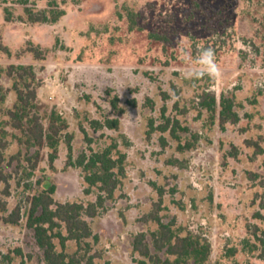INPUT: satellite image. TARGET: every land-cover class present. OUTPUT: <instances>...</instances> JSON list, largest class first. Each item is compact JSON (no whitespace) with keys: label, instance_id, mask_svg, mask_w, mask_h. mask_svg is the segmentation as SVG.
<instances>
[{"label":"rangeland","instance_id":"rangeland-1","mask_svg":"<svg viewBox=\"0 0 264 264\" xmlns=\"http://www.w3.org/2000/svg\"><path fill=\"white\" fill-rule=\"evenodd\" d=\"M116 6L137 14L136 29L114 14ZM65 10L56 23L31 24L20 5L0 2V68L32 66L39 108L33 113L45 130L51 112L68 125L57 135L50 166L52 149L29 145L6 115L16 92L13 80L1 75L0 144L6 146L0 151L9 180L8 195L0 185V217L18 207L20 219L17 225L0 220V264H44L27 226L30 198L52 183L56 202H94L98 190L85 193L77 162L113 143L115 158L117 150L125 154V177L104 209L85 217L93 237L79 245L68 241L69 254L93 256L95 264H151L133 250V241L144 233L158 253L152 241L158 225L149 216L155 213L175 232L206 239L207 264H259L247 243L254 241L248 226L264 229L255 217L264 215V0H83ZM206 47L215 50L220 77L185 79ZM205 88L218 98L234 96L239 123L220 127L218 111L198 106ZM107 119H118L119 130L104 127ZM246 140L259 143L263 153ZM186 143L193 149L179 151Z\"/></svg>","mask_w":264,"mask_h":264},{"label":"trees","instance_id":"trees-1","mask_svg":"<svg viewBox=\"0 0 264 264\" xmlns=\"http://www.w3.org/2000/svg\"><path fill=\"white\" fill-rule=\"evenodd\" d=\"M9 0H0L7 3ZM15 5L23 8L26 20L31 24L56 23L66 13L68 4L80 5L83 0H10ZM37 2H44V8H37ZM6 11L8 10L5 8ZM114 14L119 19H127L128 29L137 28V14L129 7L122 6L118 10L115 8ZM9 20V18H8ZM93 26L90 27V30ZM157 38L156 36H152ZM37 59H41V52L29 48ZM5 74L13 80V90L16 92V101L13 107L7 109L6 115L13 122L12 126L26 135V142L32 146H42L46 144L52 153L49 156V163L52 166L53 160L57 156V135L67 128V122L56 112H51L48 116V128L45 130L40 117L33 113V110H39L36 104L37 91L34 86L35 73L32 66L25 65H9L6 69L0 68V77ZM198 106L207 112L215 114L218 111V120L220 127L226 124L235 125L239 123L240 116L237 111V104L234 96H226L220 94L218 98L216 94L208 88L202 90L198 95ZM0 102H4V98H0ZM115 105V103H114ZM33 113V114H31ZM118 119H107L104 127L115 131L119 130ZM178 122L175 121L177 127ZM169 127V120L160 127L162 132H166ZM183 131H188L182 128ZM171 136L180 141L176 134L175 128L170 130ZM197 140V137L194 136ZM248 147H254L256 154L263 153V149L259 143L246 140ZM125 145H128L126 142ZM6 144H0V149H5ZM193 143H186L184 146L178 145L179 151L193 149ZM116 143L111 144L100 152H91L89 156L82 154L77 162L78 167L84 172V182L87 184L85 193H90L93 188H97L98 195L94 202L84 204L82 202H66L59 203L53 198L55 193V185L50 183L44 189L30 198V211L28 214L27 226L33 230L34 238L38 247L43 251L44 264H95L93 256H79L77 252L69 254L66 251V243L74 241L78 245L86 243V240L93 237L90 223L85 219L95 218L101 209H104L106 199L114 195L121 179L125 177V154L116 151L117 157L113 156L116 150ZM68 151L71 152L70 146ZM4 155L0 151V185L5 184L3 191L8 195L9 176L3 169ZM172 163L176 160H171ZM35 168V165L33 166ZM159 207V204H157ZM2 211H6L5 204H1ZM256 218L264 222V215L257 213ZM150 219L157 225L158 229L152 233L153 246L156 252H164L165 258L162 259L158 253H152L150 246L146 243L144 233H139L133 241V250L137 252L143 259L148 260L151 264H207L211 255V244L204 238L187 233L181 235L173 229V223L165 224L155 214L151 213ZM20 219V209L15 208L10 214L0 220L7 224L17 225ZM254 241L247 243L251 253H257L256 258L264 264V229L258 225L248 226ZM65 229L66 235L62 233ZM57 241V243H56ZM88 245V244H86ZM59 247V249H58ZM234 255L236 251H230ZM144 264V261L141 262Z\"/></svg>","mask_w":264,"mask_h":264},{"label":"clouds","instance_id":"clouds-1","mask_svg":"<svg viewBox=\"0 0 264 264\" xmlns=\"http://www.w3.org/2000/svg\"><path fill=\"white\" fill-rule=\"evenodd\" d=\"M183 59L191 62V56L185 52ZM196 68L184 73L187 80H199L205 75L210 79H218L221 75V69L217 62L215 50L211 47L202 48L194 61Z\"/></svg>","mask_w":264,"mask_h":264}]
</instances>
